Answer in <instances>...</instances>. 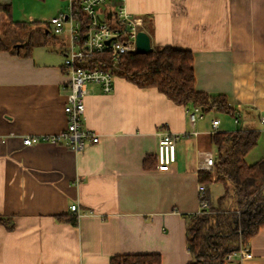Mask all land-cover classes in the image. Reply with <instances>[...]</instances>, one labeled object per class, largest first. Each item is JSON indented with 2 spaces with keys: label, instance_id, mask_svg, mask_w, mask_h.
I'll list each match as a JSON object with an SVG mask.
<instances>
[{
  "label": "crops",
  "instance_id": "0c3cea01",
  "mask_svg": "<svg viewBox=\"0 0 264 264\" xmlns=\"http://www.w3.org/2000/svg\"><path fill=\"white\" fill-rule=\"evenodd\" d=\"M24 1L0 4L14 13ZM125 7L143 19L152 48L192 53L195 89L223 96L239 122L221 120L213 107L192 128L185 108L116 77L110 93L90 84L84 97L83 126L97 143L79 152L24 146L23 136L66 125L61 44L48 29L54 16L43 17L29 57L0 51V264H110L141 254L189 263L186 223L199 212V166L206 154L216 156L211 121L219 120L216 132L264 129V0H126ZM25 20L17 22L34 21ZM161 131L183 136L165 172L143 167L155 158ZM247 247L251 258L235 254L229 263L264 264V229Z\"/></svg>",
  "mask_w": 264,
  "mask_h": 264
},
{
  "label": "trees",
  "instance_id": "16d2710c",
  "mask_svg": "<svg viewBox=\"0 0 264 264\" xmlns=\"http://www.w3.org/2000/svg\"><path fill=\"white\" fill-rule=\"evenodd\" d=\"M76 7L73 6L75 10ZM36 24L12 20L11 6L0 4V51L29 57L33 48L31 35L39 29ZM44 33L49 36V32ZM101 68L138 88L156 89L187 111L199 107L203 114L216 107L232 118L237 117L223 96L195 89L193 56L189 50L160 47L149 53H126L116 64ZM259 135V131L247 129L211 135L216 162L213 171L198 172V182L205 186L207 208L187 217L186 244L192 257L187 264H230L228 258L264 229V157L251 165L245 162ZM155 164V158L147 157L143 167L154 168ZM213 183L223 188L215 202L211 201L209 190ZM0 223H5L1 217ZM110 264H161V259L155 254L123 255L111 257Z\"/></svg>",
  "mask_w": 264,
  "mask_h": 264
},
{
  "label": "built area",
  "instance_id": "2783aa9c",
  "mask_svg": "<svg viewBox=\"0 0 264 264\" xmlns=\"http://www.w3.org/2000/svg\"><path fill=\"white\" fill-rule=\"evenodd\" d=\"M125 1L67 0L66 10L48 20L52 34L61 44V89L65 98L63 112L66 125L56 134L23 136L21 142L24 146L39 142L65 144L72 151L79 152L86 143L99 141L97 134L83 126L87 87L90 84L98 85L102 92L110 93L115 77L101 66L116 64L123 54L136 52L135 37L139 31H143V19L129 13ZM74 5L77 6L76 10ZM187 117L193 128L203 117L202 111L195 107L187 111ZM238 122L237 117L233 118L234 124ZM259 122L264 126V116H260ZM218 126L219 120L213 119L209 133H216ZM157 135L156 169L165 172L175 162L176 143L183 136L169 131H161ZM215 162L216 156L206 154L199 169L211 172ZM198 194L200 213L207 208L203 184L199 183ZM69 209L80 215L76 205H71ZM236 255L241 261L252 256L247 245L242 246Z\"/></svg>",
  "mask_w": 264,
  "mask_h": 264
},
{
  "label": "rangeland",
  "instance_id": "374dc122",
  "mask_svg": "<svg viewBox=\"0 0 264 264\" xmlns=\"http://www.w3.org/2000/svg\"><path fill=\"white\" fill-rule=\"evenodd\" d=\"M66 8H67V0H25L19 6L16 5V9L14 13L12 11V17H13L12 20L16 22L21 19L23 21H26L25 18L27 19V15H32L34 21L36 23H40L42 22L43 17L49 18L50 16H56L58 15V12H56L58 9H61L62 12H64ZM48 29L50 32L52 31L51 26H49ZM27 31L28 29L26 28L25 32ZM202 115L204 116V119L203 121L198 120L197 126H199L200 122L203 123L207 122V120L211 117L212 114L203 113ZM216 116L221 120L224 118H228L230 122H233L232 117L224 114L221 111L218 112ZM259 131H260V135L257 145L251 150L249 156L245 158V162L248 165L253 164L257 159L264 157V129L260 128ZM223 132H232V131H223ZM209 190H210V198L212 202H215L217 197H219L223 192L222 185L218 183H213L212 185H210Z\"/></svg>",
  "mask_w": 264,
  "mask_h": 264
},
{
  "label": "water",
  "instance_id": "95a60500",
  "mask_svg": "<svg viewBox=\"0 0 264 264\" xmlns=\"http://www.w3.org/2000/svg\"><path fill=\"white\" fill-rule=\"evenodd\" d=\"M135 46L136 51L139 53H149L152 50L150 37L145 31H139L137 33L135 37Z\"/></svg>",
  "mask_w": 264,
  "mask_h": 264
}]
</instances>
